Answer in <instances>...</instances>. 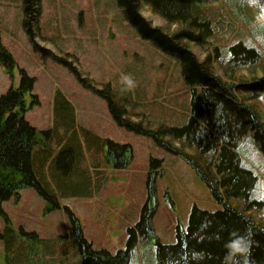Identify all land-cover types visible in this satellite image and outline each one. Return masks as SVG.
<instances>
[{
	"label": "rangeland",
	"instance_id": "rangeland-1",
	"mask_svg": "<svg viewBox=\"0 0 264 264\" xmlns=\"http://www.w3.org/2000/svg\"><path fill=\"white\" fill-rule=\"evenodd\" d=\"M34 1L26 17L24 0H0L1 45L16 62L12 75L0 64V98L12 85L19 87L22 71L35 80L28 102L34 99L38 104L26 113V120L40 131H50L52 137L49 147L36 148L35 169L38 177L43 172L61 209L46 213L45 200L32 188L21 190L19 200L5 201L2 210L6 217L0 216V264H9L8 259L14 264H80L64 207L79 217L84 235L95 249L111 253L124 249L127 230L139 221L147 201L151 158L162 160L164 170L156 181L158 209L153 228L161 243H175L176 225L187 227L195 205L210 212L221 205L182 158L167 153L152 138L121 127L107 97L127 110L129 120L143 123L145 128L185 125L191 117V90L182 76L180 60L143 39L117 0ZM194 12L214 30L205 46L184 41L200 62L211 54L215 75L236 84L262 75V0H205L194 6ZM140 13L153 27L170 35L186 28L181 23L170 24L143 0ZM238 42L256 48L263 57L253 70L238 69L235 79H229V48ZM236 95L264 121V92L256 95L236 90ZM164 140L181 147L172 138ZM109 142L132 149L127 168L115 169L108 163ZM68 148L74 149L70 171L65 160L61 168L57 164ZM238 149L245 165L259 176L252 198L264 202V153L252 132ZM184 151L194 153L191 148ZM67 185L81 189L82 194ZM229 203L244 208L241 200ZM246 214L264 227V208ZM33 233L37 241L28 239ZM155 247L147 240L140 242L141 252L154 254ZM133 264H145L144 257L139 255Z\"/></svg>",
	"mask_w": 264,
	"mask_h": 264
},
{
	"label": "trees",
	"instance_id": "trees-1",
	"mask_svg": "<svg viewBox=\"0 0 264 264\" xmlns=\"http://www.w3.org/2000/svg\"><path fill=\"white\" fill-rule=\"evenodd\" d=\"M142 0H117L127 20L145 40L152 41L163 52L177 57L182 65V76L191 90V117L180 127L161 126L157 130L145 128L143 123L129 120L127 110L115 104L110 97L109 108L115 121L128 131L152 138L156 145L167 153L182 158L194 169L207 185L214 201L221 205L216 211L194 206L185 228L178 223L175 228L176 242L162 244L153 228V216L158 209L156 181L162 169V160L151 158L147 178L148 197L142 207L139 221L127 230L128 239L124 249L111 253L106 249H95L84 235L79 217L64 207L71 225V239L78 249L80 264H133L141 255L145 264H264V227L246 214L261 211L264 202L253 199L259 176L246 166L238 146L249 133L264 153V121L257 111L240 101L236 90L259 95L264 92V67L261 76L236 84L224 81L215 75L210 64V54L200 62L184 41L205 46L214 34L211 23L194 12V6L205 0H143L170 24L181 23L183 27L174 35L153 27L140 13ZM37 1L24 0L25 15ZM264 4V0H262ZM24 23L28 25V18ZM230 57L226 74L235 79L238 69L253 70L263 57L254 47L243 42L230 46ZM219 55V54H218ZM0 64L13 74L16 62L1 45ZM35 80L22 71L19 87L13 85L0 98V216L6 217L2 204L11 198L20 199V191L32 188L46 202V213L61 209L56 195L50 191L41 171L35 169V150L49 147L50 131H40L26 120V113L37 105L32 98ZM34 101V102H33ZM164 138L180 142L181 147ZM191 148L194 153L184 151ZM74 149L61 152L57 164L63 160L70 171ZM48 155V154H47ZM133 159L129 146L108 143L107 161L115 169L127 168ZM45 158L41 160L44 165ZM58 168L55 170L56 172ZM164 171V170H163ZM162 171V173H163ZM161 173V174H162ZM58 185H61L60 183ZM69 186V185H67ZM76 188L74 186H69ZM78 194L81 189L76 188ZM231 199L241 200L244 208L232 206ZM28 239L37 241V235ZM155 244L151 250L141 252L140 242ZM33 248V243H30ZM9 264H14L8 259Z\"/></svg>",
	"mask_w": 264,
	"mask_h": 264
},
{
	"label": "clouds",
	"instance_id": "clouds-1",
	"mask_svg": "<svg viewBox=\"0 0 264 264\" xmlns=\"http://www.w3.org/2000/svg\"><path fill=\"white\" fill-rule=\"evenodd\" d=\"M129 83H130V81H129Z\"/></svg>",
	"mask_w": 264,
	"mask_h": 264
}]
</instances>
